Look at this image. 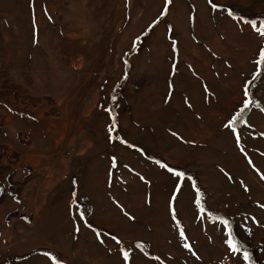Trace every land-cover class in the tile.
I'll return each instance as SVG.
<instances>
[{"label":"rangeland","instance_id":"obj_1","mask_svg":"<svg viewBox=\"0 0 264 264\" xmlns=\"http://www.w3.org/2000/svg\"><path fill=\"white\" fill-rule=\"evenodd\" d=\"M263 17L0 0V264H264Z\"/></svg>","mask_w":264,"mask_h":264},{"label":"trees","instance_id":"obj_2","mask_svg":"<svg viewBox=\"0 0 264 264\" xmlns=\"http://www.w3.org/2000/svg\"><path fill=\"white\" fill-rule=\"evenodd\" d=\"M232 13H233V14H239V13H237V11H234V10L232 11ZM239 15H240V14H239ZM246 19H248V20H255V19H257V17H246ZM263 21H264V17H263ZM262 69H263V67H262ZM262 69H261V71H263ZM258 104H259V103H258ZM251 107H252L251 104H249L248 107H246V108L243 109V112H242V113H241V111H240V112L236 115V117H239V118L234 122V125H235L236 127H239V126L242 124L243 120L246 119L248 113H249L250 110H251ZM262 108L264 109V106H263V105H262ZM114 120H115V123H116V125H117V119L114 118ZM190 176H191V178H193V179L196 181V187H197L198 196H199V198H200V202H201V208L204 209V210H206V211H208L209 214H210V213H214V212L210 211L209 208L205 205V201L203 200V198H204V196H205V192H204L203 187L201 186V184H199L198 180H197L196 178L193 177L192 174H191ZM86 215H87V217H88V213H87ZM214 216H217V217L221 218L223 221H224V220L228 221V225H227V226L229 227V229H230L231 232L233 233L232 225H231L230 219H228V217H226V216H224V215H220V214H218V213H215ZM89 224L92 225V226H94L97 230L100 229L99 227H97V226H95L94 224H92V222H89ZM237 243H239V242H237ZM239 244H240V243H239ZM239 244H238V245H239ZM240 245H241V244H240ZM241 248H243L244 250L246 249V251H247V253H248L249 257H250V264H257L256 261L254 260L253 255H252V251H251L249 248H247V247H241ZM52 254L55 256V253H52Z\"/></svg>","mask_w":264,"mask_h":264},{"label":"snow or ice","instance_id":"obj_3","mask_svg":"<svg viewBox=\"0 0 264 264\" xmlns=\"http://www.w3.org/2000/svg\"><path fill=\"white\" fill-rule=\"evenodd\" d=\"M169 2H170V0H169ZM209 3H212V0H209ZM212 6H213L214 8L216 7L215 4H212ZM229 15H231V13H229ZM251 23H252L253 27L255 28V22L253 21V22H251ZM257 31L259 32L260 35L264 36V22H262L261 27H260L259 29H257ZM261 56H262V59H264V50H262V52H261ZM246 94H247V92H246ZM246 107H248L247 103L245 104V108H246ZM242 112H243V109H241V113H242ZM238 118H239V117H233V118H232V121H230L228 125H225V127H229V126H230L234 121H236ZM235 130H236V129L233 128V131H234V132H235ZM157 163H160V162L157 161ZM160 166H161V167H167V166L164 165V164H161ZM168 171L171 172V171H173V170L169 168ZM175 175H176L177 177H181L183 174L180 173V172H176ZM83 218H84V214L81 213V219H83ZM223 223H224L226 226L228 225V221H226V220H224ZM89 227H90V225H89ZM181 234L183 235V233H181ZM97 235L99 236V233H98ZM229 236H231V233H229ZM113 239H116V238L113 237ZM117 242H119V241H117ZM228 243H229V246L232 248V250H233L234 252H239V251H240L239 247L235 244V242H234L233 239H229ZM124 255H125V260H127V259H128V255H127V253H125ZM244 259H245L246 261H247V260H250V257H249V255H248L247 252L244 253Z\"/></svg>","mask_w":264,"mask_h":264}]
</instances>
